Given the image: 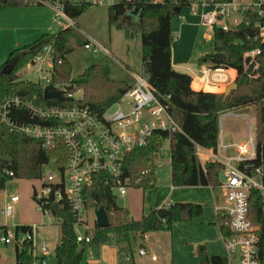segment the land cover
I'll return each instance as SVG.
<instances>
[{"label": "trees", "instance_id": "16d2710c", "mask_svg": "<svg viewBox=\"0 0 264 264\" xmlns=\"http://www.w3.org/2000/svg\"><path fill=\"white\" fill-rule=\"evenodd\" d=\"M64 6L65 14L70 18L81 15L91 4L87 0H57ZM102 0H94L99 3ZM44 5L32 4L28 0H0V7ZM138 6L140 16L132 11ZM183 4L174 0H121L108 7L109 25L122 30L128 40L141 35L143 74L156 89L158 96L170 95L169 111L180 126L173 132L156 130L147 145L136 147L125 156L123 176L131 179L133 185L148 189L155 184L156 160L165 138H170L171 182L174 186H211L219 187L220 172L223 165L215 160H208L204 166L196 155V145L218 151L220 138V116L226 110L256 106L257 140L260 156L251 161L255 166H263L264 158V41L257 38L255 24L259 19L257 10H248L245 19L236 29L225 30L213 27L214 52L199 58V63H211L216 66L232 67L236 70L238 88L224 97L221 92L194 90L192 77L174 69L172 52L175 41L173 18L176 9ZM264 23V19H262ZM74 30L65 27L57 32H46L29 45L13 50L6 63L12 64L9 73L0 72V104L6 99L19 96L22 99L44 102L43 84L23 78L19 72L48 44H53L57 60L55 61L52 85L65 86L73 91L76 86L82 89V98L68 102H54L61 105L78 104L89 106L94 113L102 115L118 101L131 85L122 79H114L105 64H92L77 78L72 77V64L68 58L70 44L74 39ZM86 43V42H85ZM84 43V44H85ZM259 48L256 62L245 68L244 54L248 50ZM25 50V52H23ZM223 53L226 59L216 57ZM257 65L256 68L254 66ZM258 74L250 78V74ZM50 103V102H45ZM8 117L17 123H42L48 121L35 118L31 113L14 104H8ZM60 144L59 148L47 149L43 141L30 138L1 121L0 117V190L15 178L38 179L42 175L43 165L60 156V168L64 169L67 151ZM151 170L150 174H144ZM10 172H13L11 175ZM152 182V183H151ZM88 210L104 206L108 212L110 224L106 227L95 225L86 230L91 235L89 242L77 241V228L74 215L66 201H52L48 207L61 220V242L55 249V264H84L85 250L94 245L108 242L128 241L131 236L143 238L146 233L157 230H171L180 220L182 212L189 211V217L200 216L204 206L192 202H175L169 205L170 214L161 218L157 210L151 211L140 219H135L129 210L117 203V196L112 187V180L107 174H97L92 185L84 190ZM258 190L252 195L250 216L261 225L264 234V214ZM223 232H228L226 218L217 216ZM30 224H22L16 230L26 231ZM201 264H224L225 257L209 255L205 245L197 247ZM16 264H38L31 251V244L16 247Z\"/></svg>", "mask_w": 264, "mask_h": 264}, {"label": "built area", "instance_id": "2783aa9c", "mask_svg": "<svg viewBox=\"0 0 264 264\" xmlns=\"http://www.w3.org/2000/svg\"><path fill=\"white\" fill-rule=\"evenodd\" d=\"M32 4H47L55 12L56 18L66 17L64 6L57 0H28ZM158 1V0H157ZM176 4H183L192 12L200 16L203 25L222 27L225 30L236 29L245 19L248 10H257L259 19L255 26L258 29L257 38L264 41V0H174ZM181 7V11L182 8ZM176 14L180 20L184 17ZM84 46L99 53L102 48L87 41ZM259 48L248 50L244 54L245 68L248 69L256 62ZM250 58L249 62L246 61ZM57 60L54 45L48 44L28 63V67H37V72L47 71L43 87L52 85V74ZM257 65L254 66L256 68ZM237 72L232 67L216 66L204 63L198 77L201 90L221 92L233 82ZM258 74H250V78ZM40 82V81H39ZM58 89L65 90V101L49 100L37 102L22 99L19 96L6 99L0 104L1 121L30 138L43 141L47 149L59 148L60 144L67 151L64 169L60 168L61 158L49 161L43 165L41 180L42 188L36 189L35 199L40 210L45 215L55 216L48 205L52 201H66L74 215L77 228V241L89 242L91 235L85 233L90 230L87 218L84 190L94 182L97 174H107L112 180L113 190L120 195L127 193L128 187L133 185L128 177L123 176L125 156L136 147L145 146L150 141L156 130L176 131L180 126L171 116V96H158L156 89L151 85L145 75L137 77V81L124 95L111 105L102 115L94 113L89 106L74 102L73 105H61L54 102H68L78 100L76 93L68 91L65 86L56 84ZM44 97V95H43ZM50 102V103H45ZM14 104L27 109L35 118L48 121L42 123H17L7 115L8 104ZM232 110V109H231ZM226 110L235 115L246 116L249 120L248 141L238 145V154L229 158L221 157V149L227 146L221 136L218 151L196 145V155L204 166L208 160L220 162L223 167L220 172V183L215 191L219 195L215 200L217 216L225 217L228 232L221 235L225 246L224 264H264V234L261 225L254 222L250 216V204L253 192L258 190L262 201L264 214V168L255 166L251 161L256 160L259 154L256 124L246 113H240V108L235 111ZM261 159L264 161L263 154ZM47 167L48 171L44 170ZM144 174H150L146 170ZM12 175L13 172H10ZM152 183V182H151ZM18 195H11L5 202L0 213L5 217H12L15 212ZM22 224L0 223V242L6 245L15 244L21 247L30 243L31 251L38 264H49L47 255L51 254L50 245L41 237L39 224L31 225L26 231H18L16 227ZM78 227L84 228L80 232ZM145 254V249L140 250Z\"/></svg>", "mask_w": 264, "mask_h": 264}, {"label": "rangeland", "instance_id": "374dc122", "mask_svg": "<svg viewBox=\"0 0 264 264\" xmlns=\"http://www.w3.org/2000/svg\"><path fill=\"white\" fill-rule=\"evenodd\" d=\"M87 1L92 2V4L81 15L75 17L76 20L80 17L78 18V21L81 22L80 27L89 34H95L103 44L108 45L110 39H113L112 50L118 60L114 57H107L105 53L94 54L91 50L87 49L84 46V42L86 41L85 34L81 33L77 26H73L75 34L72 44H70L72 50L68 54L71 59L73 78H77L92 64H105L108 66L112 78L122 79L127 82L131 81V75L127 70V56L133 63V69L137 73L141 74L144 71L141 56V35L128 40L122 30L115 27L109 28L108 7L110 4L121 0H102L99 4L94 2V0ZM186 7L184 6L183 10ZM177 18V15L173 18V32L176 39L174 47L177 49L174 58L177 64L182 62L183 66H176V70L187 74H200L199 70L202 64L199 63V58L214 52L213 28L200 24V27H196L197 29L199 27L200 30L197 36L190 37L185 34L179 39L180 31L177 28ZM66 22L67 17L57 19L55 12L47 4L0 7V72L13 50L29 45L43 33L54 32L57 28L59 30V23L65 25ZM48 26H51V29L46 28ZM35 70H37L36 66H25L19 74L23 78L40 81L44 84V77L48 75L47 71L37 72ZM223 91L224 89L221 93ZM73 92L76 93L75 98H82L83 91L81 88L76 86ZM246 108V114L257 124L256 106L252 105ZM235 110L238 109H232L231 111ZM248 133L249 120L246 116L235 115L231 112L222 113L220 116V136L227 148L221 152V157L229 158L236 156L238 154V145L248 141ZM158 156L154 186H160L163 191L166 189L168 194L171 187L170 138L164 139ZM44 170L48 171V168L45 167ZM154 186L149 189L155 188ZM41 188V180L39 179L15 178L10 180L6 188L0 190V211L11 195H18L19 201L16 203L15 212L12 217H5L0 213V223L39 224L41 237L46 238V240L44 239L45 243L50 244V247L53 249L52 253L47 255L49 264H53L55 260V247L61 242V225L55 221L52 215H45L40 210L38 202L35 199V192L36 189L40 190ZM143 190V187L131 185L128 187L125 196L120 195L115 190L118 205L126 209L130 208L131 211L137 210V212L141 213L146 205L148 189L146 192ZM203 194L204 192H202ZM171 201L173 200L171 199ZM165 206H168V204H165ZM214 214L213 207L208 208L205 206L202 215L192 216L186 219L184 224L189 229V235L196 237V239L207 241L214 251L213 253L223 254L224 247L219 229L209 223V221L214 220ZM87 218L89 225H94V220H96L94 209L88 210ZM207 220L209 221L207 222ZM78 230L84 232V228L82 227H78ZM192 251L194 253V249ZM193 260L194 264H199L197 257ZM0 264H16L15 244L6 245L0 242Z\"/></svg>", "mask_w": 264, "mask_h": 264}, {"label": "crops", "instance_id": "0c3cea01", "mask_svg": "<svg viewBox=\"0 0 264 264\" xmlns=\"http://www.w3.org/2000/svg\"><path fill=\"white\" fill-rule=\"evenodd\" d=\"M51 9L52 11H54L52 7ZM181 14L184 17V20H180V18L177 16L178 17L177 28L180 31L178 38L181 39L185 34L186 36H190V37L197 36L200 33L199 30L201 24L200 16L192 12L189 7H186L184 10L182 8ZM66 17H67L66 24L63 25L59 23L60 24L59 30L65 27H70L75 32L73 26H77L78 30L81 33L85 34L86 36L85 42L90 41L94 45L96 46L99 45L102 48V50L99 53H95L92 51L94 54L105 53L107 57L116 58L112 50L113 39H110L109 44L105 45L102 43L101 40L98 39V37H96L95 34H89L87 31H84L82 27H80L81 22L78 21V18L80 17H78L77 20L76 18L74 19L68 16ZM108 25H109V16H108ZM197 26H199L198 29L196 28ZM46 28L51 29V26H48ZM109 28L111 29L112 27H110L109 25ZM59 30L57 28L55 29L54 32H57ZM175 42L176 41H174L173 43V52H172L174 69H176V66H183L182 62H179L177 64V62L175 61L174 54L175 51L177 50L174 47ZM142 54H143V48H142ZM68 58L70 59L69 55ZM116 59L118 60V58ZM127 61H128L127 70L131 75V81H129L128 83L132 86L136 83L137 77L143 75V73L139 74L133 69V63L128 59V56H127ZM206 64H211V63L208 62ZM189 75H191L192 77V88L197 91L201 90L200 82L198 79L200 74L193 73ZM222 151H224V149L220 150V152ZM157 161L158 160H156V162ZM170 166H171V153H170ZM155 178H156V168H155ZM154 187L155 188L152 189L148 188V190L147 189L143 190L145 192L147 190V194H146V205L144 206V209L141 213L137 212V210L131 211L130 208H128L133 218L140 219L144 215L149 214L153 210H158L159 208L162 207L169 208V205L175 202L199 203L202 204L204 208L205 206H207L208 208L213 207L215 212V200L216 197L219 195V192L215 191L211 186L176 187L171 182L170 192L168 194L166 189L163 191V189L160 186L159 187L154 186ZM202 192H204L203 195ZM171 199L173 201H171ZM165 204H168V206H165ZM184 221H186V219H180L176 221L171 230L165 229V230L148 232L145 234L143 238L133 235L129 238L128 241H121L119 243L108 242V243H101L98 245L90 246L85 250L83 263L84 264H194L193 259L197 257L199 264H201L197 254V247L200 244L205 245L209 255H221L225 257L226 255L225 246H224V241L222 239L221 229L219 222L217 220L216 212L214 214V220L212 221L207 220V222L209 221L210 224L214 225L217 229H219L224 247L223 254L213 253L214 251L211 249L210 244L207 243V241L196 239V237L189 235L188 234L189 229L185 227ZM95 225H97L96 220H94V225H90V226L93 227ZM43 239L46 240V238ZM141 249H145L146 253L142 254L140 251ZM192 249H194V253ZM52 251L53 249L51 248V253ZM55 263H56V257L53 264Z\"/></svg>", "mask_w": 264, "mask_h": 264}, {"label": "water", "instance_id": "95a60500", "mask_svg": "<svg viewBox=\"0 0 264 264\" xmlns=\"http://www.w3.org/2000/svg\"><path fill=\"white\" fill-rule=\"evenodd\" d=\"M181 8L176 9V14L180 13ZM132 14L136 17L140 16V8L138 6H136V8L132 11ZM25 52V50L23 51ZM216 57H221L223 59H226V55L223 53H215ZM250 58H247L246 61L249 62ZM12 70V64L11 63H6L2 69L3 73H9ZM238 88V84L235 81L231 82L230 84H228L224 91H223V95L224 97H228L230 95V93L232 91H234L235 89ZM43 95H44V99L46 101L49 100H59V101H65L67 99L66 95H65V90L63 89H58L55 88L53 85H47L44 87L43 90ZM247 108L244 109H240V113H246ZM95 212V216H96V224L102 227H106L110 224V219H109V215L107 210L105 209L104 206H99L98 208L94 209ZM170 209L169 208H159L157 210L158 215L161 218H164L166 215L170 214ZM181 219H187L189 218V211H184L182 212Z\"/></svg>", "mask_w": 264, "mask_h": 264}]
</instances>
